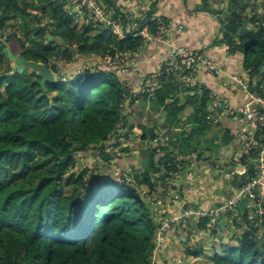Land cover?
Instances as JSON below:
<instances>
[{
  "label": "trees",
  "instance_id": "1",
  "mask_svg": "<svg viewBox=\"0 0 264 264\" xmlns=\"http://www.w3.org/2000/svg\"><path fill=\"white\" fill-rule=\"evenodd\" d=\"M226 1V7L216 10L223 15L224 39L229 48L242 54L252 90L264 96V23L247 27L254 23L251 15H242L249 0ZM205 3L208 6L209 0ZM113 7L117 14L120 8ZM153 15L154 11H150L140 19L137 31H127V38L119 40L111 29L99 30L93 23L74 24L73 16L60 0H32L31 4L30 0H0V68L4 63L7 66L5 72H0V264H152L156 234L166 217L180 216L189 201L202 209L219 203L214 193L223 189L224 183L209 179L200 182V191L192 190L179 207L175 202L169 203L178 215H173V211L164 217L152 215L140 187L164 189L169 180L175 184L178 173L189 165L182 152V158L176 159L168 146H162L165 139L159 143L160 153L153 149L147 169H138L132 180L127 181L134 171L128 178L122 174L115 177L106 171L105 162H99V166L94 163L93 167L91 163L83 164L81 170H76L79 159L89 162L96 148L108 161L111 156L105 149L116 139V131L124 124L128 137V132L136 127V123L127 122L132 113L122 107L119 76L113 68L91 57L136 51L143 38L134 33L147 24L153 32ZM18 16H23V23L14 21ZM46 18L51 19L50 23H44ZM7 47L14 55L42 62L57 73L60 63L77 65L85 59L92 68L78 73L74 70L72 74L64 71L60 77L67 78L68 90L59 81L47 82L44 90L37 74L10 66ZM10 71L14 72L9 74ZM159 85L153 96L146 97L163 106L170 100L168 104L179 113L191 106L193 121L188 124L193 126L187 141L208 131L205 116L211 99L209 89L201 87L199 92L197 86V90L179 86L166 73L159 77ZM185 91L187 95L181 99L180 94ZM161 123L164 128H181ZM140 129L141 136L149 135V141L157 136L147 125ZM172 129H166L169 138ZM230 139L226 132L223 142L227 144ZM179 142L177 139L173 145ZM126 156L125 161L131 160ZM120 162L123 161H117L119 168L125 170ZM100 166L106 171L104 176ZM90 168L95 172L85 178ZM246 180L245 176L234 180L229 187L236 189ZM180 187V192L184 191L185 187ZM195 219L184 216L175 219L171 226L172 230L181 228L186 235V249L181 250L180 246L181 252L176 254L182 255L186 264L199 261L202 249L206 251L208 245L216 247L213 264H264V244L249 238L248 233L238 236L227 227L208 229L206 220H200L198 228L205 233L195 242ZM168 237L173 241L175 235Z\"/></svg>",
  "mask_w": 264,
  "mask_h": 264
},
{
  "label": "built area",
  "instance_id": "2",
  "mask_svg": "<svg viewBox=\"0 0 264 264\" xmlns=\"http://www.w3.org/2000/svg\"><path fill=\"white\" fill-rule=\"evenodd\" d=\"M65 2L67 13L73 16L80 24L88 26L93 23L99 30L111 29L119 40L127 38V31H137L140 19L141 21L144 19V15L138 17L134 13H126L121 11V9L116 14L114 7H109L106 0H65ZM150 21L155 27L153 32L150 31L147 24L134 33L135 37L143 38L142 45L136 51L127 50L116 52L114 55L108 54L104 58L106 65L113 68L116 72H128L130 68L136 66V54L142 47L157 46L159 43H163L168 37V33L172 30L171 23L167 22L162 16L157 15H153ZM122 22H124V26ZM177 30L179 33L178 37H180L184 26H179ZM162 67L167 76L177 77L178 83H181L184 87H193L194 76L203 69H207L215 75H218L220 71L215 61L206 56L204 52L186 46L174 47L163 62ZM230 80L237 89L247 94L249 98L248 105L235 109L228 104L227 100L210 93L211 96L216 97L208 105L205 116L207 122L212 121L215 124H221L226 119H231L239 126L238 132L231 138L229 150L223 153L222 157L216 160L215 163H202L200 165L197 159L189 160L188 175L184 191L181 190L182 192H180V185L169 186L164 189L154 187V189L158 190L159 196L151 197V190L146 187H140L142 195L150 203L152 215L164 217L169 215L165 214V208L168 209L167 207L172 206L169 203L175 202L179 207L181 205L180 202L184 201L194 190L193 187H195L197 180H203L208 175L211 179H215L217 175L220 179L219 182L224 183L222 187L225 192V195H223L224 200L207 209L197 208L196 205L189 201L184 213L182 212L180 216L175 218L179 219L184 216L189 218L194 216L196 218L194 220L196 228L193 229L192 233V239L195 242H197L201 234L205 233V230L198 228L200 220H206L207 228L212 229L225 217H229L228 222L224 224L225 226L228 225L229 229L243 230V232L251 231L259 240H262L264 233V96L252 90L249 77L234 75L230 77ZM196 86L198 89L202 87L199 83ZM158 88L157 74H150L144 77L140 82L139 90H136L130 83H124L122 85V107H124L125 101H128V104L132 102L138 103L144 96H153ZM181 129L176 128L175 131H181ZM123 132L126 135L127 131L125 128H123ZM156 135L145 146H151L152 144L158 148L164 137L165 141L168 140L166 135L158 133ZM118 144L120 145L121 142ZM118 144L115 141L111 142L109 145L112 146L107 145L105 151H112L118 155L115 147ZM156 151L160 153L159 149ZM95 152L101 158L103 157L101 154L102 150ZM233 164H236V167L229 169V166ZM111 168L115 177L122 174L128 178V174L133 172V170L132 172H127V170L131 169H120L116 161L112 162ZM244 176L247 179L245 184L236 189L229 187L232 181H239ZM129 180L128 178L127 181ZM212 185L215 184L213 183ZM227 185L228 189L225 190ZM175 219L166 217L162 222L154 241V255H156L152 260V264H155L154 259L157 254L164 252L169 247L172 237L168 236L172 233L175 235L176 231L171 229ZM179 231L181 230L179 229ZM184 249H186L185 245L182 244V250ZM184 259L182 256H172L169 261L170 264H186Z\"/></svg>",
  "mask_w": 264,
  "mask_h": 264
},
{
  "label": "crops",
  "instance_id": "3",
  "mask_svg": "<svg viewBox=\"0 0 264 264\" xmlns=\"http://www.w3.org/2000/svg\"><path fill=\"white\" fill-rule=\"evenodd\" d=\"M60 2L65 9V0H60ZM106 2L109 7H119L121 11L132 14L134 13L135 15H138V17L143 15L145 17L150 11H154V15L162 16L172 25V30L168 33V37L163 43H159L157 46H145L138 51L136 54V66L130 68L128 72L125 73L114 71L119 76L121 85L124 83H130L136 90H139L141 80L150 74L158 75L159 85V77L161 74H165L162 65L167 59L170 51L176 46H186L204 52L206 56L215 61L220 69L218 75H215L207 69L199 71L194 76L193 89L197 90L196 85L199 83L203 88L209 89L210 93L216 94L220 96V98L227 100L228 104L235 109L248 105L249 98L247 94L242 90L237 89L230 80V77L234 75H240L246 78L248 77V73L243 68L242 54L231 46L229 48L228 40L224 39L225 31L221 21L223 15L216 12L219 8L225 7L223 6L224 4H221L223 2L219 3L217 0H209L208 6L206 5L205 0H186V2L184 0H106ZM50 21L51 19L49 18L45 23H50ZM179 26H184V30L180 37H178L179 33L177 30ZM171 78L172 82L175 81L176 84L184 87L181 83H178L177 77ZM192 93L193 92H191V94ZM185 95H187V91L182 92L180 98L183 99ZM144 97L141 98L143 99L142 101L147 102L149 98L146 97L145 99ZM142 101L137 105L133 104L134 106H131V109L143 103ZM168 101L169 103L171 102L170 100ZM133 112L134 111L131 112L132 117L138 125V120L140 119L141 121V118H138V115ZM192 113L191 106L184 112L187 116L192 115ZM142 120L143 122L141 121V125H138V127L143 125L148 126L150 119L145 117L142 118ZM231 124H234L236 129L231 130ZM219 126L223 133L215 130L212 136L217 133L218 136L222 138V136L224 137L226 135V132H229V135H231L232 138L238 132L237 130L239 128V126L231 119H226ZM219 126L213 125V127ZM187 128H192L191 124H186L184 129ZM230 141L231 139L229 140V144ZM222 151L226 150L222 149ZM184 177H186V174L185 176H179L175 179L176 183L183 187H185L186 184ZM218 180L220 181V179ZM197 182L200 183L201 179L197 180ZM195 188L197 189L198 187H193L194 190H196ZM197 190L200 191V189ZM223 195H225V192L220 188L216 191L215 198ZM171 211H173V215H178L177 210L173 205L169 209L165 208L166 214H170ZM195 228L196 225L194 224L193 229ZM179 229H176L175 238L173 241H170L169 247H167L164 252L157 254L154 259L155 264H168V255L173 254L171 257L177 256L176 254L181 252L182 244L186 235L181 233Z\"/></svg>",
  "mask_w": 264,
  "mask_h": 264
},
{
  "label": "rangeland",
  "instance_id": "4",
  "mask_svg": "<svg viewBox=\"0 0 264 264\" xmlns=\"http://www.w3.org/2000/svg\"><path fill=\"white\" fill-rule=\"evenodd\" d=\"M31 1L32 0H30V4H31ZM217 1H219V3L223 2L221 4L222 5L224 4L223 6L226 7V5H227V1L226 0H217ZM246 3H248L247 6H246L247 9H246V12L243 10L242 15H245V18H249V15H251L250 17H252L251 19L254 22V23L250 22L247 27H251V26L258 27V26L262 25L264 23V0H249V2H246ZM38 13L40 14L41 12L38 11ZM10 17L11 16H8V18H10ZM260 19H262V21ZM17 20L20 23H23V16H18L17 19H14V21H17ZM45 21H48V18H46L44 20V23H45ZM72 21L75 24L76 23L75 21H77V20L74 18ZM78 25L82 26V24H78ZM64 41H66V40L64 39ZM6 54L8 56L7 52H6ZM8 58L10 60V66L13 69L17 70L16 63L14 61H12L9 56H8ZM88 59H90V58H88ZM91 59H96L97 62L101 61L102 63H105V61L103 60L104 57H91ZM82 62H85V63H82ZM36 63L43 64L42 62H36ZM74 63L72 65H70V66H65L62 63H60L59 64L60 65V69H64V70L66 69L65 70L66 73L69 72V74H72V72L74 70H78L77 71V73H78V72H81L86 67L88 69L92 68L88 64L86 65V63H87L86 59L82 60L81 62H78L77 65H75ZM81 66H82V69L80 68ZM47 67H49L52 70V72L56 74V81L55 82L59 81V83L61 84V87L68 90L69 89V85H68V82H67V78H64V77L61 78L60 77V75H62L63 73L62 72L61 73L55 72L53 70V68L51 66H49V65ZM6 70H7V66H6V63H4L3 66L0 68V72L2 73V72H5ZM28 70H29L30 73L33 72L31 69H28ZM17 71H19V70H17ZM13 72L14 71H10L9 74H12ZM48 83H50V82H48ZM215 97L216 96H213V95L211 96V99H210V102H209L208 105L211 104L212 100ZM142 100L143 99H141V101ZM141 101L139 100V102H141ZM138 103L132 102V104L128 105V101H125L123 106H124V109H127V110L130 109L131 112L134 111L133 113L138 115L137 117L141 118L142 122H143L142 118L146 117L147 119H150V121L148 122V127L150 129H153L155 133L166 135V137H168V140H166L167 142L164 143L162 146H168V150L173 151V153L176 155V157H175L176 159L182 158V155H183L186 158V160H190L191 161V160L197 159L198 160L197 162L200 165L202 163H215L216 160H218V159H220L222 157L223 153H225V152H227L229 150V146H228L229 143L225 144L223 142V140H222L223 136L221 138V137L218 136L217 133L214 134V136H212V134H213V132L215 130H218V131L222 132V129L219 126L220 123L215 124L212 121H208V123L206 122V124L208 126H210L208 128V131H206L204 134L201 133V134H203L201 136L195 135V136H193V139L191 141H187L185 138L187 136V133L191 134L192 128L184 129V127H185V123L188 124V122H192L193 121L191 115L190 116L185 115L184 114L185 111L183 113H179L173 105L171 106L170 104H168L169 101H167V103H166L167 106H163L160 102H158L155 99L154 100L148 99L147 102L144 101L143 103H141L140 105L134 107L133 109L129 108L130 106L137 105ZM188 111H190V110H188ZM180 119H182V121L179 123ZM141 121H140V119L138 120V125H141ZM127 122H131L132 124L136 123L135 124L136 127L133 128L130 132H128V137H126V135H124V132H123L124 124H123L122 128L121 129L119 128L116 131V133H115V138L116 139L115 140L113 139L111 141V142L115 141L116 144L121 142L120 145L118 144V146H115L116 147V152H118V155L111 151V152H109L111 158L108 161H105L104 159L101 158L100 155L96 154L97 152H95V151H98V150H101V149L100 148H96V149H94L95 154L91 156V158H90L91 160H89V162L86 159H81V158L79 159V161L77 163L76 170L77 171L81 170L83 164H87L88 165L89 163H91V167H93L94 163H95V166H99V162L100 163L105 162L104 164L107 165L106 171L107 172H109V171L112 172V168H111L112 162L113 161L117 162V161H119L121 159L123 161V163H121V162L120 163L124 166V169H131L129 171L127 170V172H132V170L134 171L133 175L129 176V179L132 180L133 177L135 176V173L138 171V169L142 170V168H141L142 165L139 162L142 152L145 149L146 150H152L153 153L150 156V159H151V157L154 155V150L153 149H155V150L159 149L160 151H161V149H160V146L158 148H156L152 144H151V146L153 148L151 146H145V144L149 142V135L147 136V138H144L143 136H141L142 133H143V130L140 129V127H138L137 122L132 117V115L127 117ZM161 122H168L169 126H171V125L172 126H180L182 128L181 131L183 129L184 130H183L182 133H180L181 131H177V133H180V134H177V133H175L176 132L175 131L176 128L175 129H172L170 127L164 128V127L161 126L162 125ZM209 124H212V126L209 125ZM213 125L219 126L220 128L219 127H213ZM192 126L193 125L191 124V127ZM203 126H205V125H203ZM230 128H231V130L232 129H236L234 124H231ZM166 129H172V131H174V132H171V134H170L171 137L170 138L167 135ZM116 136H118V137H116ZM177 139L180 142H179V144L177 146H174L173 143ZM109 146H112V145H109ZM182 148H184L185 152L183 151ZM222 149H224L226 151H222ZM179 152H182V155L179 154ZM124 156L131 157V160H134V161H131V160L125 161L124 160ZM199 156H200V158H198ZM153 159H155V157H153ZM136 160H138V162H136ZM189 165H190V163H189ZM235 167H236V164H233V165L229 166V169H233ZM98 169L103 174V176L106 174V171H104V167L103 166H100ZM186 169H188V164H187V166L184 169L181 170V172L178 173L177 177L185 176V174H186V177H184V179L186 180L187 179V175H188L187 172L185 171ZM92 171L95 172V169L94 168L88 169V173L86 174L85 178H87ZM112 174H113V172H112ZM170 175H172V174H170ZM139 178L141 179V177H139ZM184 179H182V180H184ZM209 179H211V177L209 175L205 176V178L203 180H201V182H206ZM218 179H219V177L216 175L215 176V180H218ZM169 186H178V184L177 183L174 184L172 181L169 180V181H167V185H166L165 188H167ZM195 186L198 187L199 183L197 182ZM150 195H151V197L152 196H157L158 197L159 196L158 190H156V189L152 190ZM214 196H216V192L214 193ZM167 208H169V207H167ZM262 241L264 243V237H263ZM215 248L208 245V248H207L206 251H204L202 249V254L200 255L201 258H199V261H196L195 263L193 261V263H191V264H198V263L199 264H213V257H214V253H215Z\"/></svg>",
  "mask_w": 264,
  "mask_h": 264
},
{
  "label": "water",
  "instance_id": "5",
  "mask_svg": "<svg viewBox=\"0 0 264 264\" xmlns=\"http://www.w3.org/2000/svg\"><path fill=\"white\" fill-rule=\"evenodd\" d=\"M46 30V27H43ZM49 40H53V36L48 35ZM6 52L12 61H14L17 65V70L23 72L25 69H31L33 72L37 74L40 79L38 80L39 84L41 85L42 89H46V83H55L56 81V74L52 72V70L44 64L36 63L34 61H27L21 56H16L12 53V51L7 47ZM29 71V70H28ZM64 69H60L59 73H64ZM152 150H144L141 154V158L139 162L142 165V170L145 171L150 164V156L152 155Z\"/></svg>",
  "mask_w": 264,
  "mask_h": 264
},
{
  "label": "clouds",
  "instance_id": "6",
  "mask_svg": "<svg viewBox=\"0 0 264 264\" xmlns=\"http://www.w3.org/2000/svg\"><path fill=\"white\" fill-rule=\"evenodd\" d=\"M216 199H217V201H219V203H220L221 200L223 199V196H219V197H217ZM214 205H216V204H212L211 206H214ZM228 220H229V217H225L222 221H220V222H219L217 225H215V226L220 227V228H225V227H227V228L229 229L228 225H227V226L224 225V224H226V223L228 222ZM215 226H214V227H215ZM214 227H213V228H214ZM230 230H231L232 232H235V234L238 235V236L241 235V234H243V233H248L249 238H251V239H253V240H255V241H257V242H259V243H261V244H264L263 241L257 239L251 231H249V232H248V231L243 232V230H242V231L233 230V229H230ZM263 237H264V233H263V235H262V239H263Z\"/></svg>",
  "mask_w": 264,
  "mask_h": 264
}]
</instances>
